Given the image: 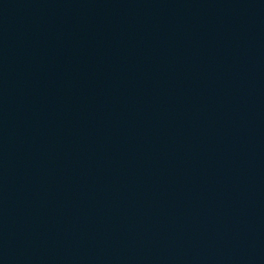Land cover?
Wrapping results in <instances>:
<instances>
[{
  "label": "water",
  "instance_id": "obj_1",
  "mask_svg": "<svg viewBox=\"0 0 264 264\" xmlns=\"http://www.w3.org/2000/svg\"><path fill=\"white\" fill-rule=\"evenodd\" d=\"M0 264H264V0H0Z\"/></svg>",
  "mask_w": 264,
  "mask_h": 264
}]
</instances>
